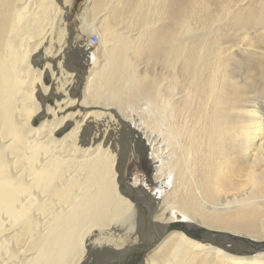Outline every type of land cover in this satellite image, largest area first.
Instances as JSON below:
<instances>
[{"label":"bare ground","instance_id":"bare-ground-1","mask_svg":"<svg viewBox=\"0 0 264 264\" xmlns=\"http://www.w3.org/2000/svg\"><path fill=\"white\" fill-rule=\"evenodd\" d=\"M67 15L0 0V264H264V0H86V76Z\"/></svg>","mask_w":264,"mask_h":264},{"label":"rangeland","instance_id":"rangeland-1","mask_svg":"<svg viewBox=\"0 0 264 264\" xmlns=\"http://www.w3.org/2000/svg\"><path fill=\"white\" fill-rule=\"evenodd\" d=\"M65 4L67 5L68 15H67V17H62V20L60 22V28L62 29V27H66V28L68 27L73 31L72 37L75 40V45H76L75 46L76 50H75L73 59L70 61V59L67 58V62L68 63L70 62L69 68H71L70 70L73 74L75 73V75H78V74L80 75L83 73V75L86 76L88 74V72L91 70L93 63H94V60L96 58L104 55V46H103L102 42L100 41V39L98 38V36H97L98 34L96 31H94L92 29L88 33L85 31L84 27L82 28L83 25L80 23L79 16H80V13L82 12L84 6L86 5V0H65ZM211 7H210L211 10H215L216 9L215 3ZM251 36H254V35H251ZM92 37H96V39H97V43L95 46L89 45L88 41L91 40ZM227 39L228 38H226V36H224L221 40L226 41ZM252 43L253 44L255 43L254 40ZM255 45L262 46V44H259V43H256ZM263 47H264V45H263ZM134 63H135L139 72L141 70H143V67L145 65L142 62V60H139L136 58L134 60ZM74 68H76V69H74ZM149 68H150L151 72L153 70H156L155 66H150ZM79 94H80V92H79ZM49 105H50V103H49ZM131 107H133V108H131L133 110H130V108L127 109V107H124L123 114L130 115V116L133 115L135 120L139 121V115L142 114L141 109L143 108L142 101H140V100L137 101ZM142 133H143V131H141V133L139 132L138 135L135 137H138L144 143L147 150L144 153H141L140 149L138 147L135 148L136 153L132 154L131 163L130 162L128 163V169H127V175L129 174L127 179H128L130 184L134 183L133 181H137L139 184H143L147 181L146 183L149 184V180L151 181L155 175L154 174L155 173V169H154L155 164L151 160L150 151L148 149L149 144L145 140V137H144V135H142ZM149 191H151V188L149 189Z\"/></svg>","mask_w":264,"mask_h":264},{"label":"water","instance_id":"water-1","mask_svg":"<svg viewBox=\"0 0 264 264\" xmlns=\"http://www.w3.org/2000/svg\"><path fill=\"white\" fill-rule=\"evenodd\" d=\"M183 232H185V233H187V234L195 233V234H197V235L200 234V235H203V236H204V234H205L207 231L204 230V229H202V228H196L194 232H191L190 229L185 228V231H183ZM231 239H232V238H231ZM232 240H233V239H232ZM225 243H226V241L224 242V244H225ZM255 245H257V244L255 243ZM260 246H261V248L264 249V243H262Z\"/></svg>","mask_w":264,"mask_h":264},{"label":"built area","instance_id":"built-area-1","mask_svg":"<svg viewBox=\"0 0 264 264\" xmlns=\"http://www.w3.org/2000/svg\"><path fill=\"white\" fill-rule=\"evenodd\" d=\"M88 42H89V45H90V46H95V45H96V41H90V40H89Z\"/></svg>","mask_w":264,"mask_h":264}]
</instances>
